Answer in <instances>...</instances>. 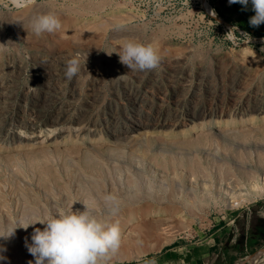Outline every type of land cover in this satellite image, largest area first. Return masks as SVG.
<instances>
[{
    "label": "rangeland",
    "instance_id": "obj_1",
    "mask_svg": "<svg viewBox=\"0 0 264 264\" xmlns=\"http://www.w3.org/2000/svg\"><path fill=\"white\" fill-rule=\"evenodd\" d=\"M40 9L61 27L37 37ZM213 11L211 0H0V233L86 206L108 219L111 194L122 241L108 264H126L264 195L261 44L233 45ZM128 42L156 50L153 73L120 63ZM43 227L0 237V264H34L26 243Z\"/></svg>",
    "mask_w": 264,
    "mask_h": 264
},
{
    "label": "clouds",
    "instance_id": "obj_2",
    "mask_svg": "<svg viewBox=\"0 0 264 264\" xmlns=\"http://www.w3.org/2000/svg\"><path fill=\"white\" fill-rule=\"evenodd\" d=\"M20 3V0H14ZM230 4L239 3L245 8L249 0H229ZM255 15L249 24L258 27L264 24V0H251ZM215 15V12L212 13ZM61 27V21L55 13L47 12L34 15L29 28L37 37L52 33ZM236 30V29H235ZM233 31V30H231ZM230 31V32H231ZM247 35V34H245ZM120 63L132 71L150 72L160 63V57L150 45L128 42L117 53ZM82 61L73 57L66 61L64 76L71 82L81 72ZM118 78V77H117ZM104 202L108 219H98L87 206L84 211H69L34 223L9 227L0 237L14 236L17 228L27 229L37 223L44 225L35 228L31 235V244L26 243L28 252L35 258L34 264H108V260L121 246L122 235L118 222H111L121 211V202L115 195H105ZM5 257L0 256V260ZM33 264V261H29Z\"/></svg>",
    "mask_w": 264,
    "mask_h": 264
},
{
    "label": "crops",
    "instance_id": "obj_3",
    "mask_svg": "<svg viewBox=\"0 0 264 264\" xmlns=\"http://www.w3.org/2000/svg\"><path fill=\"white\" fill-rule=\"evenodd\" d=\"M215 13L251 35L263 38L259 45L264 59V24L252 27L251 0L245 8L229 0H211ZM264 246V195L238 211L231 212L197 238L187 236L173 240L155 254L126 264H237L246 253Z\"/></svg>",
    "mask_w": 264,
    "mask_h": 264
},
{
    "label": "built area",
    "instance_id": "obj_4",
    "mask_svg": "<svg viewBox=\"0 0 264 264\" xmlns=\"http://www.w3.org/2000/svg\"><path fill=\"white\" fill-rule=\"evenodd\" d=\"M214 18L216 20V23L220 26L221 30L225 33V38H227L235 46H239L243 44L244 45L261 44L263 42V38L253 36L247 30L229 21L224 20L219 16H217V18L216 17Z\"/></svg>",
    "mask_w": 264,
    "mask_h": 264
},
{
    "label": "bare ground",
    "instance_id": "obj_5",
    "mask_svg": "<svg viewBox=\"0 0 264 264\" xmlns=\"http://www.w3.org/2000/svg\"><path fill=\"white\" fill-rule=\"evenodd\" d=\"M38 8H41V7H38ZM38 8H37L36 10H38ZM33 9H34V8H33ZM44 9H45V8H44ZM36 10H35V11H36ZM40 10H41V9H40ZM42 11L44 12L43 9L41 10V12H42ZM37 12H38V11H37ZM41 12H40V13H41ZM43 12H42V13H43ZM30 13H31L30 15H32V14L35 13V12H33V11L31 12V11H30ZM38 14H39V12H38ZM26 15H27V14H26ZM34 15H35V14H34ZM32 17H33V16H32ZM25 18H26V17H25ZM26 19H29V17L27 16ZM30 19H31V18H30ZM21 21H22V20H21ZM25 21H27V20H25ZM29 21H30V20H29ZM6 25H7V24H6ZM1 44H2V43H1ZM2 45H3V44H2ZM2 45H1V46H2ZM9 54H10V53H9ZM18 54H19V53H18ZM105 55H106V54H105ZM15 60H16V59H15ZM105 61H106V60H105ZM105 61H104V62H105ZM19 62H20V61H19ZM105 63H106V62H105ZM105 63H104V64H105ZM110 63H111V62H110ZM100 64H101V63H100ZM112 64H113V62H112ZM19 65H20V64H19ZM101 65H102V64H101ZM108 65H109V64H108ZM115 65H116V64H115ZM119 65H120V64H119ZM98 66H100V65H98ZM124 66H125V65H124ZM104 67H105V66H104ZM112 67H113V66H112ZM119 67H120V66H119ZM100 68H101V67H100ZM113 69H114V68H113ZM126 70H127V69H126ZM160 70H161V69H160ZM100 71H101V70H100ZM100 71H99V72H100ZM119 71H120V70H119ZM123 71H124V70H123ZM240 71H241V70H240ZM99 72H98V73H99ZM102 72H103V71H102ZM105 72H106V69H105ZM110 72H111V71H110ZM126 72H127V71H126ZM137 72H138V71H137ZM155 72H156V71H155ZM111 73H112V72H111ZM139 73H140V72H139ZM152 73H153V71H152ZM101 74H102V73H101ZM140 74H141V73H140ZM117 75H118V74H117ZM131 75H132V74H131ZM134 75H135V74H134ZM38 76H39V75H38ZM102 76H103V74H102ZM126 76H127V75H126ZM141 76H142V75H141ZM141 76H140V77H141ZM145 76H146V75H145ZM153 76H155V75H153ZM106 77H107V75H106ZM111 77H112V76H111ZM111 77H110V78H111ZM103 78H104V77H103ZM143 78H144V77H143ZM153 78H154V77H153ZM107 79H108V78H107ZM135 79H136V77L134 78V80H135ZM137 79H138V78H137ZM137 79H136V80H137ZM139 79H140V78H139ZM157 79H158V78H157ZM37 80H38V79H37ZM151 80H152V79H151ZM120 81H121V80H120ZM122 81H123V80H122ZM122 81H121V82H122ZM137 81H138V80H137ZM142 81H143V80H142ZM146 81H147V80H146ZM127 82H128V81H127ZM139 82H140V81H139ZM154 82H155V81H154ZM144 83H145V82H144ZM115 84H116V83H115ZM136 84H138V82H137ZM119 85H120V84H119ZM142 85H143V84H142ZM146 85H147V84H146ZM125 87H126V86H125ZM143 88H145V87H143ZM116 89H117V88H116ZM121 89H122V88H121ZM131 89H132V88H131ZM138 89H139V88H138ZM126 90H127V89H126ZM137 91H138V90H137ZM48 92H49V91H48ZM129 92H130V91H129ZM138 92H139V91H138ZM258 92H260V91H258ZM130 93H131V92H130ZM247 93H248V92H247ZM45 94H46V93H45ZM141 94H142V93H141ZM145 95H146V94H145ZM42 96H43V95H42ZM243 97H244V95H243ZM246 97H247V96H246ZM248 97H249V96H248ZM140 99H141V97H140ZM247 99H248V98H247ZM147 100H148V99H147ZM251 100H252V99H251ZM255 100H256V99H255ZM262 100H263V99H262ZM240 101H241V100H240ZM259 102H260V101H259ZM137 103H138V102H137ZM141 103H142V102H141ZM240 103H241V102H240ZM261 103H262V102H261ZM126 104H127V103H126ZM250 105H252V104H250ZM145 106H146V105H145ZM248 106H249V104H248ZM254 106H255V105H254ZM257 110H258V109H257ZM256 112H257V111H256ZM143 116H144V115H143ZM126 118H127V117H126ZM54 122H55V121H54ZM238 123H240V121H237V120L234 119V120L226 121L224 124H225V125H235V124H238ZM32 125H33V124H32ZM138 125H139V124H138ZM217 125H218V124H216L215 126H217ZM115 135H116V134H115ZM114 137H115V136H114ZM117 138H118V137H117ZM60 141H61V140H60ZM61 143H62V142H61ZM62 144H63V143H62ZM263 188H264L263 186H261V187L259 186V188H258V187H255L256 190H259V192L262 191ZM156 210H157V209H156ZM156 215H157V214H156ZM255 263H256V264H262V263H264V249H263V250H259V256H258V258L256 259Z\"/></svg>",
    "mask_w": 264,
    "mask_h": 264
}]
</instances>
